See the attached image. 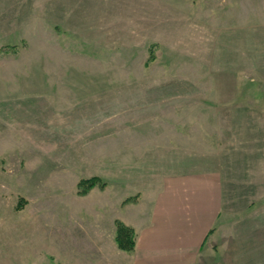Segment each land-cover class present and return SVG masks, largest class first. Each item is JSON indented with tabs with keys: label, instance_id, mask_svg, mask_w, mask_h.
Segmentation results:
<instances>
[{
	"label": "rangeland",
	"instance_id": "rangeland-1",
	"mask_svg": "<svg viewBox=\"0 0 264 264\" xmlns=\"http://www.w3.org/2000/svg\"><path fill=\"white\" fill-rule=\"evenodd\" d=\"M196 204L201 264H264V0H0V264H133Z\"/></svg>",
	"mask_w": 264,
	"mask_h": 264
},
{
	"label": "crops",
	"instance_id": "crops-1",
	"mask_svg": "<svg viewBox=\"0 0 264 264\" xmlns=\"http://www.w3.org/2000/svg\"><path fill=\"white\" fill-rule=\"evenodd\" d=\"M130 220L133 221L132 219ZM133 223L131 224L133 225ZM141 224L142 222L137 223V225ZM137 225L136 227H138ZM138 231H140L141 244L137 247L135 253H133L135 255L133 256V264H149L146 262L147 260L163 254V248L160 246L165 243V240L169 241L170 239H177L176 244L172 241L168 243V246L171 248L170 258L178 260L177 262L180 259H185L186 264H201L200 205L196 204V208L190 213L189 218L165 219L155 217L147 220V224L142 226V229ZM150 264L152 263L150 262Z\"/></svg>",
	"mask_w": 264,
	"mask_h": 264
},
{
	"label": "trees",
	"instance_id": "trees-1",
	"mask_svg": "<svg viewBox=\"0 0 264 264\" xmlns=\"http://www.w3.org/2000/svg\"><path fill=\"white\" fill-rule=\"evenodd\" d=\"M104 183L98 178L82 180L78 184L79 195H86L94 188L103 189ZM21 207V206H20ZM20 209V208H19ZM135 234L132 228L127 227L121 222H116V243L122 251L130 252L135 247Z\"/></svg>",
	"mask_w": 264,
	"mask_h": 264
}]
</instances>
